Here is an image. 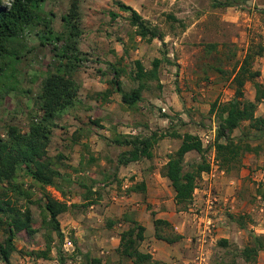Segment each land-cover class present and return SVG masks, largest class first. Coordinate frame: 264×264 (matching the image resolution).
<instances>
[{"label":"rangeland","instance_id":"1","mask_svg":"<svg viewBox=\"0 0 264 264\" xmlns=\"http://www.w3.org/2000/svg\"><path fill=\"white\" fill-rule=\"evenodd\" d=\"M114 1L79 0L78 26L81 34L76 53L85 60L80 61L75 78L82 79L90 74L89 77L94 82H98L99 79L96 77L100 76V79H103L102 83H107L113 68L121 67L125 72L119 79L123 89L128 90L135 86L128 78L133 61L138 58L137 60H142L145 67H148L151 60L161 56L165 49L177 66L163 64L159 82H150V89L144 96L154 106L153 111L148 110L146 106L133 111L126 110L121 105V101L119 104L115 98H110V101L105 103L90 99L94 107L87 108L89 105H83L84 108L80 111L74 108L55 120L57 126L54 128L48 147V155L55 156L59 153L65 157V162L73 167H77L80 162L87 166V158L90 155L94 156L92 148H98V151H95L97 152V157L94 156L95 162L85 167L84 172L74 173L71 169L63 170L70 173L72 180L77 181L82 178L86 184L91 182L90 178H95L98 183L94 185L93 190H96L100 196L92 194L89 200H84L82 195L86 189L75 184L68 188L65 195L53 187L45 188L53 197L70 205V209L59 216L60 226L65 235L62 250L68 257L65 264H86L84 253L87 252L90 256L102 258V264L106 261L114 264L119 258L115 248L116 237L124 228V224L120 221L123 214H131L141 224L149 225L145 230L147 234L145 242L142 241L139 248L143 252H149L153 259L158 261L157 264H214L216 261L229 260L237 264H264L263 254L258 253L255 261H247L241 255L232 254L234 248H243L250 243L251 234L264 230V198L257 193L258 183L264 179V150L258 156L252 153L246 154L243 158V166L235 173L237 176L222 173L223 170L214 159L212 144L217 123L209 109L213 101L223 102L231 98L233 89L228 86V81L218 79L219 73H211L209 79L204 80L202 71V62L209 59L203 54V47L208 42H218L219 48L222 47V42L234 44V56L225 64L227 69H231L233 64L242 59L250 42H264V0H235L237 5L227 8H211L210 0H122L136 8L146 20L158 25L164 32L171 30L167 14L172 13L184 21L186 26L183 31L176 25L177 27L165 36L163 40L166 47L157 39L150 42L131 40L129 35L132 28L126 20L127 13L119 10ZM70 2L71 0H43L41 3L39 13L50 20L53 36H65L66 29L61 16L68 11ZM117 9L122 13L117 12ZM109 12L118 14V17L112 20ZM43 31L42 26L39 25L27 27L23 33L21 46L18 45L20 48H15L21 57L4 58L6 64L3 65L0 73L1 138L6 136L9 125L16 124L23 130L27 129L33 114L37 111L34 95L38 90L40 79L57 62L53 45L62 47L63 44L55 43L54 40H43L42 42L45 43L41 44ZM117 42H121L119 45L122 49L118 47L120 54L116 52L114 46ZM135 44L137 48L141 44L137 52L132 48ZM253 69L259 70L260 79L264 80V57L254 59ZM91 89L88 93L95 91L93 87ZM79 92L82 99L84 90L81 89ZM245 92L247 98H253V88L249 82L246 83ZM116 95L120 97L119 93ZM263 113L264 100L256 110V114ZM163 114H167L168 117L162 116ZM88 118L92 120L98 118L102 127L93 124ZM81 121L95 125L94 130L90 129L95 133L98 130L102 132L105 129L109 130L110 136L113 132L120 133L127 130V126L136 123L140 124L139 131L143 134L168 126H174L180 134L185 132L197 136L210 134L209 143L202 144L207 147L206 160L209 161L210 171H213L215 177L209 179L201 175L197 186L205 192L202 206L195 210L189 205L193 210H188V207L182 209L181 213L189 217L194 225L201 217L200 230H203V234L198 233L195 228L184 235V239L182 235V238L173 244L156 239L154 231L151 233L152 226H150L153 217H157L160 210L180 211V207L173 201L172 188L164 181L161 183L162 191L157 194L148 195L147 191L129 192L127 190L129 186L142 180L140 177L136 179L135 175H131L130 170L124 168H119L115 179L109 178L105 183L102 172L113 174L118 152L115 147L106 150L102 142L98 144L94 141V146H90L88 139L90 130L81 136L87 137L85 146L76 149L71 132L73 124H80ZM144 124L148 127L146 128ZM238 133L239 130L233 132L234 135ZM54 137L61 140H55ZM164 139L166 143L163 147L157 145L156 156L144 163L146 169L144 179H156L157 175L153 174V171L160 174V168L167 159L168 151L175 150L181 142L179 138ZM82 151L85 154L81 153L82 156H79L78 153ZM104 156L107 158L105 159ZM197 158L194 152L188 153L185 157L187 161ZM22 174L20 173L18 179L23 180L25 188L32 185L33 198H38L40 188L30 177ZM224 175H227V180L222 178ZM235 196L240 198L241 202L237 201ZM87 201L93 203L83 207ZM19 202L25 203V199L20 198ZM38 206H31L35 221H39L41 217ZM238 215H249L250 219L245 218L246 223L243 228H240L236 222ZM107 220L115 223L110 229L106 227ZM205 225L206 227H203ZM167 231L178 233L173 225L172 228H167ZM2 237L0 230V239ZM201 237L204 240L200 241ZM221 239L228 241L226 246L218 244ZM15 243L17 251L12 253L8 264H59L54 247L50 251L49 259L28 255L30 250L44 248L43 229L32 237L18 236ZM174 250L176 252L173 255ZM0 264L5 263L0 261ZM121 264L132 263L129 260H122Z\"/></svg>","mask_w":264,"mask_h":264},{"label":"trees","instance_id":"2","mask_svg":"<svg viewBox=\"0 0 264 264\" xmlns=\"http://www.w3.org/2000/svg\"><path fill=\"white\" fill-rule=\"evenodd\" d=\"M42 2L43 0H0V73L3 65L6 64L4 58L21 57L15 48H20L18 45L22 42L23 33L27 27L42 26L44 31L41 44L45 43L42 42L43 40H54L55 43L63 44L62 47L53 45L57 62L40 79L38 90L34 95L38 106L37 111L33 114L27 129L23 130L19 125L12 124L7 127L6 136L0 137V230L3 235L0 239V261L5 264L9 263L12 253L17 251L15 242L18 236L32 237L41 229H43L44 248L30 250L28 255L49 259L50 251L54 247L59 264L66 263L68 257L62 250L65 235L60 226L59 216L68 211L70 205L53 197L46 191V187H53L65 195L68 188L75 184L86 189L82 195L84 200H89L92 194L100 196L96 190H93L94 185L98 183L95 178H90L91 182L86 184L82 178L77 181L72 180L70 173L63 170L71 169L74 173L84 172L85 167L95 162L94 156L90 155L87 158V166L80 162L77 167H73L65 162L62 154L48 155V147L54 128L57 126L55 120L74 109L78 102L80 85L75 78V73L80 66V61L85 58H81L76 53L81 34L78 26L79 0H71L68 11L61 16L66 29L64 37L52 35L50 20L39 13ZM114 3L119 10L127 13L125 17L132 28L129 35L131 40L136 36L145 42L157 39L166 47L163 40L165 35L177 26H180L182 31L186 26L182 19L169 13L166 17L170 21L168 25L171 30L164 32L158 25L146 20L131 5L121 0H115ZM210 5L211 8H227L236 6L237 3L235 0H210ZM109 14L112 20L118 17V14L114 12ZM221 44V48L216 41L205 44L203 54L209 59L202 62V71L204 80H208L211 73H219L218 79L228 81V86L233 89L231 98L223 102L215 100L209 109L217 123L212 144L214 159L220 169L227 175H231L237 173L243 166V158L246 154L252 153L258 156L264 150V113L256 114L258 105L264 100V80L260 79V71L253 69L254 59L264 57V42H250L242 59L233 64L231 69H227L225 64L234 56V44L227 42ZM132 48H136V44ZM163 64L177 66L167 55L166 49L162 51L160 57H154L148 67H145L141 60H134L132 69L128 72V78L135 86L128 90L123 89L119 79L125 69L114 67L107 80V87L102 91L93 92L88 97L105 103L110 101L114 93H119L124 109L133 111L146 106L148 110L153 111L154 106L145 99L144 94L149 91L150 82H159ZM248 82L253 88L252 99L246 97L245 86ZM162 116L168 117L167 114ZM88 119L102 127L98 118ZM181 123L184 124V122ZM136 125L140 124L136 123ZM144 126L148 127L146 124ZM235 130H239L237 135L233 134ZM86 132L87 130L80 128L79 134L72 136L73 143H76L78 138ZM101 137L109 143L124 147L117 154L113 174L102 172L105 183L109 178L115 179L119 166H125L142 158L151 160L154 147L160 140L181 139L178 147L169 152L167 160L160 168V175L166 178L172 188L174 202L180 210L189 207L198 180L202 173L209 172L211 168L205 156L207 147L203 146L199 136L189 132L180 134L174 126L150 130L145 134L131 135L113 132L110 138ZM190 152L197 154L198 158L187 161L185 157ZM20 173L30 177L40 188L38 198H33L32 185L25 188L23 180L18 179ZM257 187V193L264 198V179L258 183ZM127 190L145 193V181L134 182ZM20 198L25 199V203H20ZM92 203L87 201L83 207H88ZM32 205L40 207L39 221L33 219ZM230 217L234 218L233 215ZM245 218L250 219L249 215L237 216L236 222L240 228L244 227ZM120 221L124 224V228L119 233V242L115 248L119 258L114 264H121L122 260H129L132 264H157L158 261L153 259L149 252H143L139 248L140 243L145 239V226L131 214H123ZM152 224L156 239L173 244L182 238L179 233L167 231V228H172V224L166 219L153 217ZM114 225L113 221L107 220V228L110 229ZM227 243L226 239L218 241L221 246H226ZM259 251H264V234H251L250 243L243 248H234L232 254L241 255L247 261H255ZM84 255L87 259L86 264H102L103 262L102 258L90 256L89 252ZM110 262L106 261L104 264L113 263ZM214 264L237 263L229 260L216 261Z\"/></svg>","mask_w":264,"mask_h":264},{"label":"crops","instance_id":"3","mask_svg":"<svg viewBox=\"0 0 264 264\" xmlns=\"http://www.w3.org/2000/svg\"><path fill=\"white\" fill-rule=\"evenodd\" d=\"M125 4H127V3H125ZM117 12L122 13L118 9H117ZM133 39L136 42L137 41H140V42L143 41L138 36H136ZM119 44L121 45V42L120 43L117 42V43L114 44V46L116 47V52L118 54H120L119 53V50H118V47H121ZM139 47L141 48V44L138 45V48L136 46L137 49L134 48L135 49V52H137L139 50ZM120 49H122V47ZM141 62H142V60H141ZM89 76H90V74H89ZM89 76L84 77L82 79H80V78L77 79V81L79 82V85H80L79 90H81V89L84 90V97L82 99L80 98V92L78 90V102L75 105V108H76L77 111L78 110L80 111L82 108H84L83 105H86V106L89 105V106H87V108L90 107V106L94 107V104H92L89 101L90 99L88 97L89 96L88 94H92L93 93V92L92 93L91 92L88 93V91H91L92 90L91 87H93L95 89L94 92H96V91H102V90H104L107 87V83H102V80L103 79L101 80L100 79V76H97L96 77L97 79H99L98 82H94L92 80V78L89 77ZM97 83L100 86H98ZM110 98H115L118 101V103L120 104V102H119L120 101V97H118V95H116V93H114ZM91 100H93L94 102H96V100H94V99H91ZM86 103H88V104H86ZM99 103H101V101H99ZM94 126L93 125H89V124L84 123V122L81 121L80 124H73V130H72L71 133H72V135L79 134V129L80 128H84L87 131L90 130V129H93L94 130L95 129V128H93ZM140 128H141L140 125L137 126L136 124H131V125H129V126L126 127L127 130H124V131H122L120 133H122V134L135 135V134L140 133V131H139ZM93 130H90V133H89L90 135L88 136V139L90 141V143H89L90 146L93 147L94 146L93 145V142L95 141V142H98V144L102 142V145L105 146V149L106 150L108 148L115 147L116 150H117V152L119 153L122 149H124V147H120V146L114 145L112 143H109L108 141H106L105 139H103V137H101V136H104V137L110 138L111 136L109 134V130H106L105 129V130H103V132H102V130H98L97 133H95ZM54 139L55 140H58V141L61 140L60 138H57V137H54ZM86 142H87V137H84L83 138V137L80 136V138H78L77 142L74 143V146H76V149H77V147H79V146H85V143ZM165 143H166V140L165 139H162V140H160L157 143V145L160 146V147L161 146L163 147ZM157 145L154 147V150H153V156L154 157L156 156ZM97 149L98 148H94L93 147L92 150H91L94 153L93 155L95 157H97V152H95V151H98ZM172 151H174V150H169L168 153L169 152H172ZM81 153H83V155L85 154L82 151V152L78 153V155L79 156H82ZM104 158L106 159L107 157L104 156ZM148 161H149L148 159L142 158V159H140L138 161L130 162L129 164H127L125 166H123V165L122 166H119L118 169L119 168L120 169L124 168V169L130 170L132 172L131 175H135L134 177H136V179H138L140 177L141 180H144L145 181V184H146V191H147L148 195H152L153 193L157 194V193L161 192L162 191V185H161V183H163L164 181L167 182V180H166L165 177H161L159 173L156 174L155 171H153V174L157 175L155 177L156 179H154V180H148L147 178L144 179V177H145L144 175L146 174V173L144 174V172H146V169L144 168L145 167L144 166V163L145 162H148ZM222 173H225V172L222 171ZM221 175H223V174H221ZM202 176L203 177H208L209 179H211V178L215 177V174L213 173V171H210V172L202 173ZM222 178L225 179V180H227L228 177H227V175H224V176H222ZM215 179H213V181H215ZM234 180H236V177H234ZM236 182H237V180H236ZM171 191H172V193L174 195L173 190H171ZM203 193H205L204 192V189H202V188H200L198 186L195 188L194 193H193V199H192V202L190 204V206L192 205L195 210H197L198 208H200L202 206L203 195H204ZM235 199L237 201L241 202V199L238 198L237 196H235ZM173 201H174V199H173ZM206 202H207V200H206ZM188 210H193V209L191 207H189ZM182 212H183L182 210H180V211H175L174 210V211H169V212L168 211L165 212V211H161L160 210V213L157 214V217L156 218H163V219L168 220L174 226V228L177 230V232L179 234L183 235V239H184V235H186L188 232L192 231L195 228H197L198 233H202L203 234V230L202 231L200 230L201 229V222L200 221L202 220V218L199 217L198 218L199 219V222L194 225V223H192V221L190 220L189 217L181 215ZM200 218H201V220H200ZM142 225H144L145 226V230H147V228H148L149 225H147L145 223H142ZM150 226H152V229H151L152 232L151 233H153V229H154L153 224L151 223ZM203 227H206V225L203 226ZM256 233L257 234H264V230H258ZM145 235L147 236V234H145ZM185 240H186V238H185ZM201 240H204L203 237L200 238V241ZM118 242H119V235H118V237H116V246L118 245ZM144 242H145V240H144ZM175 252H176V250H174L172 252L173 255H174ZM259 254L260 255L261 254L264 255V251H259Z\"/></svg>","mask_w":264,"mask_h":264},{"label":"built area","instance_id":"4","mask_svg":"<svg viewBox=\"0 0 264 264\" xmlns=\"http://www.w3.org/2000/svg\"><path fill=\"white\" fill-rule=\"evenodd\" d=\"M210 136H211L210 134L204 133L203 135L199 136V138L201 139L202 143L205 144V143H209V141L211 139ZM200 262H201V260H200Z\"/></svg>","mask_w":264,"mask_h":264}]
</instances>
